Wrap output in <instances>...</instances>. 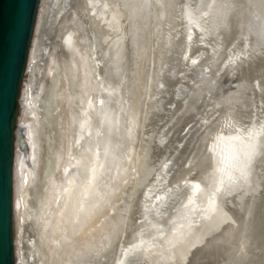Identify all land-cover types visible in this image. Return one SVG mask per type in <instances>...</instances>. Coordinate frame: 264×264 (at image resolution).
<instances>
[{
	"label": "bare ground",
	"instance_id": "6f19581e",
	"mask_svg": "<svg viewBox=\"0 0 264 264\" xmlns=\"http://www.w3.org/2000/svg\"><path fill=\"white\" fill-rule=\"evenodd\" d=\"M36 33L27 88L42 106L35 116L25 100L33 166L19 152L15 177L21 264H264V0H43ZM228 118L182 171L192 132ZM217 163L249 180L218 185Z\"/></svg>",
	"mask_w": 264,
	"mask_h": 264
},
{
	"label": "water",
	"instance_id": "95a60500",
	"mask_svg": "<svg viewBox=\"0 0 264 264\" xmlns=\"http://www.w3.org/2000/svg\"><path fill=\"white\" fill-rule=\"evenodd\" d=\"M42 4L43 0H0V264H21L18 254L17 224H22V219L17 218V213L19 212L21 215L25 209L23 200H17L15 194V177L19 152L22 153L27 168L32 169L33 166L28 136L30 131H28V125H21L20 121L24 106H26L25 100L32 101L28 104L33 106L35 116L41 112L42 97L39 85L31 95L28 92L30 90H28L27 84L30 81L31 68L33 67L31 66L32 49L37 36L36 30ZM92 7L97 9L100 5L95 2ZM257 35L259 37V34ZM226 56L227 52L222 61ZM98 58L99 56L95 58V63H97L101 73L102 64L96 62L99 61ZM44 60H46L45 77L49 59ZM237 80H239L238 77H227L221 92L227 95L235 87ZM156 85L158 84H154L153 91H157ZM35 94L37 95L35 96ZM225 96L223 99H225ZM98 100V97H96L95 104L100 107L102 105H99ZM260 113L253 122L245 121V123L250 122L251 124H246L244 130L251 128L254 123L256 125L254 124L252 127L255 130L259 127L263 118ZM224 120H221L217 127L208 133L201 129L202 123L192 132L188 142L186 141L180 151L182 160L179 165L182 171H188L191 168V161L197 151H202V154L205 155L210 154V144L214 134L220 130V125ZM155 143L156 141L153 140L152 150H154V147L156 148ZM81 148H83V145ZM194 175L187 178L190 181L188 187L192 186L193 181L196 179ZM248 180L244 176L240 179V185L243 186ZM229 192L231 191L228 190ZM190 195L192 196V192L189 188V193L184 199ZM211 199L215 200L218 206H221L223 202L228 200V196L219 193L218 197H211ZM261 210H264V203L261 205Z\"/></svg>",
	"mask_w": 264,
	"mask_h": 264
},
{
	"label": "snow or ice",
	"instance_id": "6c2138e0",
	"mask_svg": "<svg viewBox=\"0 0 264 264\" xmlns=\"http://www.w3.org/2000/svg\"><path fill=\"white\" fill-rule=\"evenodd\" d=\"M232 126H233L232 125V120H231V118H228V119H225L222 122L220 130L222 131L225 128H231ZM257 134L260 135V136H264V126H262L260 128V130H259V132ZM234 172H235V174H233L232 172H226L225 168L220 166L219 163H217V165L213 168V170L211 172V175L216 177L218 185L222 186L223 183H224L223 179L221 178L222 175H227L228 179L230 181H232V183H236L238 179L244 178V169L242 167L235 168ZM194 187L197 190H199L200 189V184L197 183V184L194 185ZM190 203H191V201H190ZM96 206L97 205L94 204L93 208L96 207ZM216 211H217V209H216L215 203L214 202H209L206 207L201 209V218L204 219V220H208V219H210L212 217V215H214L216 213ZM188 227H189V229H191V224H189ZM191 234H192L191 231H189L188 235H191ZM199 243H200V240L198 238H196V239L193 240L191 246L195 247Z\"/></svg>",
	"mask_w": 264,
	"mask_h": 264
}]
</instances>
